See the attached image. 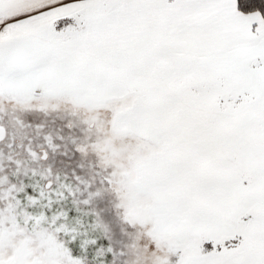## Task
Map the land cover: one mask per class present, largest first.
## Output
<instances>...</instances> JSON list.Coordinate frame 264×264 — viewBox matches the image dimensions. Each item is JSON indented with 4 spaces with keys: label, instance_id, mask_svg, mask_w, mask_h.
<instances>
[{
    "label": "snow or ice",
    "instance_id": "snow-or-ice-1",
    "mask_svg": "<svg viewBox=\"0 0 264 264\" xmlns=\"http://www.w3.org/2000/svg\"><path fill=\"white\" fill-rule=\"evenodd\" d=\"M0 264H264V0H0Z\"/></svg>",
    "mask_w": 264,
    "mask_h": 264
}]
</instances>
